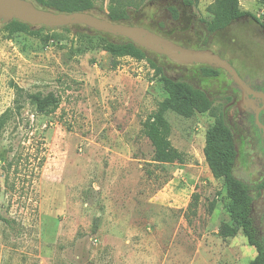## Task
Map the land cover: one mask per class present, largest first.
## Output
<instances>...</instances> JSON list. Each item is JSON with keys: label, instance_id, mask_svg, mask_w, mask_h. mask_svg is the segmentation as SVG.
Segmentation results:
<instances>
[{"label": "rangeland", "instance_id": "1", "mask_svg": "<svg viewBox=\"0 0 264 264\" xmlns=\"http://www.w3.org/2000/svg\"><path fill=\"white\" fill-rule=\"evenodd\" d=\"M214 1L141 0L129 10L144 18L134 26L207 48L260 89L264 34L249 17L210 33ZM239 8L264 21L263 3L240 0ZM107 11L108 0H94L90 13ZM40 34H9L0 22V114L13 111L0 134V264H248L256 250L246 238L219 234L231 229L229 200L203 155L205 131L222 113L238 150L233 173L250 186L264 235V190L254 189L264 179V142L253 118H238L226 73L148 55L162 74L212 102L190 117L165 112L184 162L158 163L142 125L168 93L150 63L113 57L103 36L84 27ZM37 92L54 93L58 108L36 113L26 95Z\"/></svg>", "mask_w": 264, "mask_h": 264}, {"label": "trees", "instance_id": "2", "mask_svg": "<svg viewBox=\"0 0 264 264\" xmlns=\"http://www.w3.org/2000/svg\"><path fill=\"white\" fill-rule=\"evenodd\" d=\"M32 1L37 7L61 13H90L94 8V0ZM196 1L183 0V3L186 6H193ZM257 1L264 4V0ZM140 2L141 0H108V11L102 18L111 22H119L127 25H143L144 18L132 15L129 10L130 8L137 9ZM239 3L240 0H215L211 7L214 15L210 21H205L206 29L210 33H216L240 18L249 17L264 30V21L248 11L240 10ZM171 11L173 16L176 17L174 9H171ZM69 26L84 27L89 31L102 35L103 41L101 48L113 57L127 56L137 61L146 60L150 63L151 67L155 70V74L159 75V80L167 91L168 97L160 103L157 111L147 117L143 122L142 132L152 146L153 160L155 162L183 163L184 158L182 154L172 146L169 140L170 127L164 114L168 110L183 117H190L195 113H206L212 108V102L207 94L187 82L174 80L162 74L161 70L149 59L148 55L153 52L134 44L124 37L98 32L83 25ZM2 29L9 34L23 32L36 38L41 36V30L51 31V29L45 26L32 27L19 20H12L7 24H2ZM151 31L171 40L169 36L156 29ZM208 68L212 69L210 66ZM209 73H213V71ZM26 98L29 104L33 106L34 111L42 115L53 113L59 105L58 97L51 92L47 94H41L39 92L28 93ZM16 108V112L19 113V106ZM12 113L13 111L11 109H6L0 114V134L13 115ZM235 145L233 132L226 123L222 113L215 116L213 123L205 131L203 155L213 178L221 179L224 182L225 196L229 200L228 212L231 229L221 227L219 234L226 237L232 236L234 233H241L246 238L247 244L253 246L256 250L255 256L249 260L248 264H264V235L260 233L253 217L254 200L251 195L250 186L236 178L233 173L237 158ZM254 189L260 194L264 190V179L256 183ZM216 201V198L211 201L209 212H212ZM0 219H3L1 215Z\"/></svg>", "mask_w": 264, "mask_h": 264}, {"label": "water", "instance_id": "3", "mask_svg": "<svg viewBox=\"0 0 264 264\" xmlns=\"http://www.w3.org/2000/svg\"><path fill=\"white\" fill-rule=\"evenodd\" d=\"M12 20H19L32 27L42 25L51 30L62 29L69 25H83L98 32L124 37L148 51L165 56L178 65L200 64L222 69L243 92L241 101L237 103L238 107L243 102L245 91L260 97L264 102V93L255 92L248 88L236 70L218 54L207 48L190 49L184 47L142 26L111 22L87 12H54L37 7L29 0H0V22L7 24ZM256 122L264 134V127L258 120Z\"/></svg>", "mask_w": 264, "mask_h": 264}, {"label": "flooded vegetation", "instance_id": "4", "mask_svg": "<svg viewBox=\"0 0 264 264\" xmlns=\"http://www.w3.org/2000/svg\"><path fill=\"white\" fill-rule=\"evenodd\" d=\"M245 18V17H243ZM240 18V19H243ZM238 19V20H240ZM237 21V20H236ZM260 28V27H258ZM260 32H262L264 34V30L263 29H259ZM225 72V71H224ZM226 73V72H225ZM227 76V74H226ZM228 77V76H227ZM229 81L232 83V85L235 87L236 89V93L238 94V99L234 102V106L236 109V113L238 118H244V117H251L253 118V124L254 127L258 130L259 133V137L261 138V140L264 142V134H263V130L261 127L258 126L256 120H258V122L264 127V108H262L264 106V102L262 101V99L260 97L254 96L251 93H248L247 91H245V97L243 98V102L242 104L238 107V102L241 101L242 99V91L241 89L232 81V79H230L228 77ZM243 83L250 88L251 90L255 91V92H262L264 93V84L261 86L260 89H257L254 87V84L249 81V80H245L243 79ZM231 128V127H230ZM232 130V129H231ZM233 132V131H232ZM234 135V133H233ZM236 146V145H235ZM236 148V147H235ZM237 151V157H238V150L236 148ZM234 171V169H233ZM261 181V180H260ZM258 183V182H257ZM255 186V185H254ZM251 191V189H250ZM257 192V191H256ZM263 191H261L262 193Z\"/></svg>", "mask_w": 264, "mask_h": 264}]
</instances>
